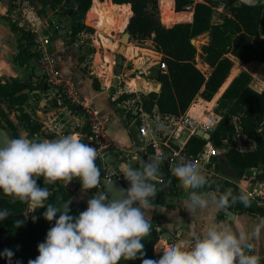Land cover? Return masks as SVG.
Segmentation results:
<instances>
[{
	"label": "trees",
	"instance_id": "16d2710c",
	"mask_svg": "<svg viewBox=\"0 0 264 264\" xmlns=\"http://www.w3.org/2000/svg\"><path fill=\"white\" fill-rule=\"evenodd\" d=\"M38 1L42 4L44 12L48 8L58 10L57 7L64 5L66 6L64 14L69 19L73 16L82 18L75 20L71 25L69 34L72 41H75L82 32L89 34L94 32V28L84 21L85 15L94 3L99 7L114 3H130L131 5H125L126 13L120 26L123 29L128 24L126 30L131 32V39L134 41L153 40L156 50L163 54V61L168 67L167 72H164L159 63L151 66L150 69H156V80L162 83V88L160 91L140 93L139 104L143 110L151 113L157 106L163 115L180 116L198 97L210 101L221 96L215 108L222 116L219 124L209 137L194 134L186 143V151L193 155L202 152L207 144L223 151L221 159L215 161L220 173L209 178L210 185L197 191L219 189L222 193L231 189L234 194H239L243 189L247 193L228 175L231 173L236 178H243L252 169L260 171L256 175L258 179H264V88L261 91L255 89L252 86L253 75L248 70H242L237 75L234 66V58L244 63L257 61L264 64V45L256 44L257 38L264 33V0H222L226 12H221L219 21L214 20L213 0L196 3L192 21H179L189 18L188 13L180 12L187 9L188 0ZM5 18L11 29L18 34L19 50L15 61L21 66L34 69L31 61L40 56L36 50L37 33L18 24L12 18ZM205 33L209 34V41L199 50L193 39ZM130 49L133 56H138L140 47L133 45ZM201 64L207 67L208 72L202 69ZM34 76L32 71L24 81L12 78L0 82V125L5 126L13 138L19 137V129L10 117L13 108L21 111L29 138L39 134L42 129V124L31 118L23 108L29 98L26 90L36 89L32 82ZM95 87H100L97 81ZM39 88L46 90L49 86L44 82ZM218 91L220 93L217 94ZM135 95L124 93L118 100L123 101ZM62 103L74 112L81 111L79 105L71 104L66 98L62 99ZM146 153L147 160H144V163L155 156L152 148ZM224 165L228 166L231 172H227L223 168ZM37 183L51 193L45 204L51 203L63 210L64 203L72 200L75 205L70 203L69 214L74 217L88 207L76 202L74 192L66 188L61 181L44 184L41 177ZM154 183L157 195L152 200L154 214L151 232L142 241L145 245V255L135 260L122 258L119 264H142V259L158 260L163 255V251L156 249L162 233L157 229L161 223L160 206L165 196L178 194L179 183L171 171L169 161L160 164L159 175ZM227 208L238 213L247 212L264 216V208L257 205L251 197L247 205L239 201L230 202ZM5 209L9 210L10 215L0 221V237L2 235L7 237L6 240L0 239V264H28L30 259H35L39 255L38 245L46 241L47 232L50 230L49 221L43 216L46 206L32 211L28 203L14 200L0 190V211ZM58 216L59 214L57 218ZM176 242L170 239L169 243L173 245ZM5 250L13 253L11 258L4 255ZM258 258L259 264H264V257Z\"/></svg>",
	"mask_w": 264,
	"mask_h": 264
},
{
	"label": "clouds",
	"instance_id": "9594fccd",
	"mask_svg": "<svg viewBox=\"0 0 264 264\" xmlns=\"http://www.w3.org/2000/svg\"><path fill=\"white\" fill-rule=\"evenodd\" d=\"M97 158V150L75 134L54 140L17 137L0 147V190L28 203L32 211L46 206L43 216L55 220L46 241L38 245L39 255L28 264H119L122 258L135 260L145 255L142 241L151 232L146 212L153 208L157 195L154 182L164 159L161 153L150 157L142 171L122 166L130 187L121 190L120 199L106 203V195L93 196L77 217L69 214L71 201L64 203L63 210L45 204L51 193L38 185L41 177L44 184L63 181L68 186L78 179L83 190L95 189L101 184ZM172 173L188 193L184 206L190 215L227 207L230 202L250 203V194L243 189L239 194L231 189L222 193L219 189L197 191L211 182L195 161L181 159ZM9 215L7 209L0 211V221ZM246 240L243 230L234 232L226 225L209 222L199 235L180 239L163 249L158 260L142 259V264H259L257 256L246 254L250 250ZM5 254L9 258L13 255L10 250Z\"/></svg>",
	"mask_w": 264,
	"mask_h": 264
},
{
	"label": "crops",
	"instance_id": "0c3cea01",
	"mask_svg": "<svg viewBox=\"0 0 264 264\" xmlns=\"http://www.w3.org/2000/svg\"><path fill=\"white\" fill-rule=\"evenodd\" d=\"M114 4L120 6L119 9H121V5L125 6L126 4L130 3ZM39 5H41L42 7V4L38 0H0V82H6L7 80H10L12 78H17L21 81H24L28 78L32 71L36 75L40 72L41 69L40 64H38L37 62V59H35L36 62L31 61V65L34 67V69L27 66H21L15 61V56L17 55L19 50L18 34L11 29L5 17L12 18L18 24L23 25L28 29L34 30L37 33L36 38H42L45 35H50L51 41L48 44V48L57 59L60 74L67 79L73 80L76 83L79 91L81 92L85 104L95 107L98 111V114L106 120L107 128L111 138L122 147H140L138 148V155H141L139 159H132L131 161L127 160V162L124 159H121L119 152L115 151L101 163L100 168H111L118 170L121 173V168L123 165H130L131 167H134V169H136V164L139 163V161L141 162V160H143V163L145 162L143 155L147 154L146 152L149 148L146 150H142L144 144H137L134 141L133 136L129 131V126L133 124L135 122V118L138 117V113H136L135 110V106L139 104V100L141 99V92L138 91V86L141 84L140 87L144 89V91L142 92H147L154 89L152 88L153 86H146L145 82L147 81V79L140 78V75H137L136 78L132 77L130 81L126 80L127 86L125 88L122 85L124 74H117L116 76L114 74V69L116 66H118L120 57H127V55L129 56L127 50L133 45L135 47H140V50L138 52L139 54L136 57L138 59L136 60L145 59V61H150L149 65L147 66V69L149 70L151 66L158 64V59L162 56L161 52L154 49V42L150 39L145 43L137 42L131 39L136 43H128L125 47V51L121 53L119 51L121 47L120 38V41L117 39L116 50H111V48H107L105 44L106 42L103 39L100 41L98 35H100L101 37H103V35L98 30V27L95 26L92 21H89V18H87L88 20L86 24L94 28V32L90 33L93 40L92 45L94 47V50L89 52L92 58V63L89 68H86V63L84 61L85 53L79 45V42L76 40L72 41L69 38L68 30L66 31V33L59 34V31L62 28L64 22L61 24H57L55 21V12L51 11L52 8H48V10L44 12L42 8H39ZM92 6L99 7L96 3H94V5ZM89 12L90 10L87 12L88 16ZM180 12L188 13L189 18L186 20L180 19L179 21L193 20L194 10ZM46 20H48V24H46ZM127 25L123 29L122 26H119L120 30H118L115 35L117 34L118 36L119 33L123 34V32L127 28ZM122 34H120V36H122ZM115 35L111 32V36L114 37ZM195 41L199 43L198 46L200 47L201 45L206 44L209 41V34H202L198 36ZM138 43H140V45H137ZM150 45L153 47H151ZM36 50L38 51V44L36 45ZM109 55H111L112 57L111 60L109 59ZM253 62L257 61L244 63L240 59L234 58V66H236V64L249 65ZM137 65L143 66V64ZM133 67L134 66L131 67L132 73L136 70V68ZM147 69L141 70L140 73L142 74L143 71L148 73ZM109 73H111L112 75L110 76V78H108ZM103 78H105V82L102 81ZM137 78L141 79V82L140 80L137 81ZM132 80L136 81L137 90H134L135 84L131 83ZM95 81L100 84L99 88L95 87ZM113 81L115 82V85L113 84ZM149 81L151 82V80ZM152 82L159 81L154 80ZM152 82L150 85H152ZM39 86H36V89L31 91L29 89L26 90L29 98L28 101L23 105V108L24 111L31 116V118L43 124L41 120L43 121L46 114L52 111L55 113L56 119H54L56 120V122L59 125L63 126H70L71 124L82 118L81 111L74 112L67 105L62 103V101L60 102L57 97L56 89L49 87L46 90H42L41 88H39ZM263 88L257 90L261 91ZM124 93H134L136 95L123 101H119L118 98ZM218 93L220 92L218 91L217 94ZM220 97L221 96L215 99L213 98L210 101L198 97L186 112L194 118H197L200 113L202 114V112L205 114L207 110H215ZM212 102L214 103V105L211 107H207V104H211ZM12 110H15V112H17V117H14V119L12 118V116L10 117L19 129V137H25L29 140L45 139L46 135L42 129L39 134H36L33 137L29 138L28 131L25 128V123L21 118V111L14 108ZM159 117H164V115L156 106L150 114L145 116L144 120L152 128L155 126H160V123H157V119ZM179 132L180 131H178L177 133ZM192 135L193 134L190 133V129H186L180 135V143L185 145L186 147V143ZM226 142H228V140H226ZM216 149L218 148H214L211 144H208L205 147V151L208 154H211V157L214 161V153H217ZM174 167L175 166L170 167L171 171ZM216 170L219 174L220 172L217 166ZM259 172V170L252 169L247 172L246 176L243 178H236L231 173L228 176L237 181L242 188H244L245 190H249L252 188H260L261 185H264V179H258L256 176ZM122 181L128 188L130 187V184L125 178L122 179ZM61 182L64 184L63 181ZM66 188L74 192V200L76 202L86 206H88V201L93 196H97L99 189L97 187L95 189L83 190L81 181H79L78 179H74L68 186H66ZM187 196L188 193L183 188H180L177 195L165 196L162 205L160 206L161 223L158 224L157 229L161 230V235L166 231L174 233L172 236L160 238L156 245L157 251H163V249L171 246V244L169 243L170 239L179 241L180 239H184L186 237L199 235L201 229L205 227L209 222H212L226 225L230 227L234 232L243 230L247 238L246 242L250 246V250L246 251V254L255 255L257 257H264V216L247 212L238 213L237 211L230 210L227 207L218 209L210 208L204 211L198 210L195 214L190 215L184 206V201L187 199ZM153 214L154 207L146 212V216L151 223L153 222Z\"/></svg>",
	"mask_w": 264,
	"mask_h": 264
},
{
	"label": "built area",
	"instance_id": "2783aa9c",
	"mask_svg": "<svg viewBox=\"0 0 264 264\" xmlns=\"http://www.w3.org/2000/svg\"><path fill=\"white\" fill-rule=\"evenodd\" d=\"M188 2L187 9L184 11L194 10L196 3L206 2V0H188ZM197 38L198 36L193 39V42L200 50L202 43L199 47V43L195 41ZM50 41V35L36 38L40 55L37 62L40 64L41 69L40 72L32 78V82L35 86H39L42 82H45L49 87L56 89L57 97L60 102L63 98H66L71 104L79 105L81 107L82 118L70 126H63L56 122L54 112H48L43 121L41 120L43 123L42 130L46 135L45 139L54 140L60 136L75 134L81 138L83 143L89 144L97 150L98 157L101 158L102 162L115 151L120 153L121 159H126L128 161L139 159L141 155H138V148L140 147H122L113 140L109 134L106 120L98 114L95 107L85 104L84 98L76 86V83L60 74L57 59L48 48ZM158 63L161 65V69L167 72L168 67L166 62L163 61V54L158 59ZM136 86L135 84L134 90H137ZM135 110L136 113H138V117L135 118L134 123L137 125L139 135L144 144V149L142 148V150L152 148L155 155L161 153L164 156L163 161H169L171 166H176L181 159L185 161H195L201 165L208 179L218 175L216 162L212 159L211 154L205 151V148L197 155L189 154L186 151L185 145L181 144L179 140L180 135L186 129H190V133L193 135L197 134L199 131L210 134L222 119V116L214 109L206 111L205 118L202 122H199L193 116L185 112L180 116L164 115V117H159L157 123L159 122L160 126L152 128L144 120L145 116L150 113L144 111L141 104H137ZM178 131L180 132L177 133ZM100 170L101 180H103L104 183L110 182L116 178H120L121 180L124 179L123 174L118 170L105 167L100 168ZM98 188L97 196L101 194L106 195L108 200L105 202L107 203L110 201L111 198L104 191L103 185L100 184ZM246 191L250 194V197L257 202V205L264 208V185H261L260 188H252Z\"/></svg>",
	"mask_w": 264,
	"mask_h": 264
},
{
	"label": "rangeland",
	"instance_id": "374dc122",
	"mask_svg": "<svg viewBox=\"0 0 264 264\" xmlns=\"http://www.w3.org/2000/svg\"><path fill=\"white\" fill-rule=\"evenodd\" d=\"M213 2L215 3V14H214V20L215 21H219L220 19V14L222 13H225L226 12V9L224 7V2L222 0H213ZM40 7L39 8H42L41 5H39ZM59 8L58 10H55V9H51V11H54L55 12V21L57 24H61L63 23L68 17L66 14H64L65 10H66V6H59L57 7ZM224 11V12H222ZM222 12V13H221ZM47 16V14H46ZM92 16H88L87 14L85 15L84 17V21L87 23V18H89V20L91 19ZM82 18L80 16H73L72 18H68V23H67V30H68V36L70 39H72L70 37V34L69 32L71 31V25L73 22H75V20H81ZM95 21V20H94ZM46 24H48V20H46ZM96 24V23H95ZM119 23H111V25H108V26H104L102 28H98V30L100 31V33L103 35V37H101L100 35H98V38L100 39V41L103 39L106 43V46L107 48H111V50H116V46H117V39L120 41V34L122 33H119L118 36L117 34L115 35V33H117L118 30H120V27H119ZM50 27V26H48ZM114 29V30H113ZM96 30V29H95ZM111 32L115 35L114 37L111 36ZM107 37V38H105ZM76 41L79 42V45L81 46L82 50H84V53H85V63H86V68H89V66L91 65L92 63V58H91V55L89 52L93 51L94 50V47L92 45L93 43V40H92V37L90 34H87V33H80L78 36H77V39ZM148 41V40H146ZM146 41L142 42V43H145ZM131 42H133L131 40ZM133 43H136V42H133ZM256 44L257 46H263L264 45V33L261 34V36L259 38H257L256 40ZM137 45H140V43H138ZM110 46V47H108ZM151 46V45H150ZM153 47V46H151ZM156 49V48H154ZM129 56L127 55L126 56H122L119 58V64L118 66L115 67L114 69V74L117 76V74H124V79H123V82H122V85L126 88L127 86V83H126V80H131L132 77H137V75H140V78H145L147 80H151L154 81L156 80V75H157V72H156V69H147V66L149 65L150 61L149 60H146L145 59H140V60H136L138 58H136L137 56H133V52L131 51V49L129 48L127 50ZM151 54V52H150ZM35 59L32 60V62H34ZM144 61V62H143ZM36 62V61H35ZM137 64H143V66H139ZM132 66H134L133 68H136V70L132 73ZM202 67L203 70L207 71L208 72V69L207 67H204L202 64L200 65ZM148 71V73L144 72L141 74L140 71L141 70H146ZM92 70V69H91ZM242 70H248L249 72H251V74L253 75V81H252V86L255 88V89H261L264 87V64H261L259 62H253L249 65H243V64H236V73L239 74L240 71ZM111 73L108 74V78H110ZM115 78V77H114ZM103 82H105V78H103L102 80ZM109 81V80H107ZM137 81H139V79L137 78ZM113 84L115 85V82L113 81ZM105 85V83H104ZM147 90V89H146ZM217 100V99H216ZM214 103L212 102L211 104H207V107H211L213 106ZM207 110V109H206ZM10 116H12V118L14 119V117H17V112H15V110H11L10 111ZM205 118V114L202 112V114L200 113L198 115L197 118H195L196 120H198L199 122H202ZM216 152L217 153H214V158H215V161L218 162L220 159H221V154H222V149H216ZM125 161H127L126 159H124ZM128 162V161H127ZM143 160H141V162L139 161V163L136 164V169L138 170H143ZM134 166V165H132ZM134 168V167H132ZM227 172H231L230 171V168L226 165H224L223 167ZM220 172V171H219ZM129 183V182H128ZM178 188V192L180 190V188H182L180 186V184H178L177 186ZM71 201V204L75 205L74 201L70 200ZM54 223H55V220L53 221H49V228L53 227L54 226ZM152 224V223H151ZM1 240H6L7 237L6 236H1L0 237Z\"/></svg>",
	"mask_w": 264,
	"mask_h": 264
},
{
	"label": "water",
	"instance_id": "95a60500",
	"mask_svg": "<svg viewBox=\"0 0 264 264\" xmlns=\"http://www.w3.org/2000/svg\"><path fill=\"white\" fill-rule=\"evenodd\" d=\"M72 13V11L70 12ZM67 23L68 20L64 21V24L62 26V28L59 31L60 33H66L67 31ZM131 42V32L129 30H125L121 36V47H120V52L123 53L125 51V47L128 43ZM141 82V79H139ZM146 85L148 86L149 84H151V82L149 80H147ZM152 86L153 89L156 91H160L162 88V83L161 82H152ZM138 91L142 92L144 91L143 88L140 87V85L138 86ZM129 131L133 136L134 141L137 144H141L142 140L141 137L139 135V131L137 128V125L135 123L131 124L129 126ZM197 134L199 135H205L206 137H209L208 133H204L202 131H199ZM14 139L13 136L11 135L10 131L5 127V126H1L0 125V147H2L3 145H6L8 143L9 140ZM144 160H147V154L143 155ZM101 158L98 157L96 164L97 166L100 168L101 167ZM112 183H104L103 180H101V184L103 185V188L105 190V192L110 196L111 200L112 199H120L121 196L123 195V193L121 192V190H127L128 187L124 184V182L120 179V178H116L112 181H110ZM174 232H163V234L161 235L162 238L168 237V236H172ZM180 233V232H179Z\"/></svg>",
	"mask_w": 264,
	"mask_h": 264
},
{
	"label": "bare ground",
	"instance_id": "6f19581e",
	"mask_svg": "<svg viewBox=\"0 0 264 264\" xmlns=\"http://www.w3.org/2000/svg\"><path fill=\"white\" fill-rule=\"evenodd\" d=\"M119 7L120 6H118L117 4L103 6V7L92 6L89 12V15L92 17L89 21H92L94 24L96 23L95 26H97L98 28H102L104 26L106 27L108 25H111V23L113 22H115L116 24L119 23L120 25L126 13V7L123 5H121V9H119ZM94 19L95 22L93 21ZM111 58H112L111 55H109L110 60ZM134 80L131 81L132 84H136V81ZM148 86H152V85L149 84Z\"/></svg>",
	"mask_w": 264,
	"mask_h": 264
}]
</instances>
